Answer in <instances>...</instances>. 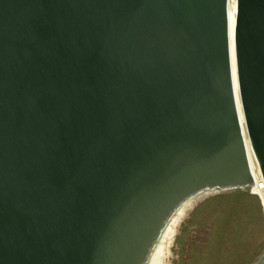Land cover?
I'll return each instance as SVG.
<instances>
[{"label":"water","instance_id":"obj_1","mask_svg":"<svg viewBox=\"0 0 264 264\" xmlns=\"http://www.w3.org/2000/svg\"><path fill=\"white\" fill-rule=\"evenodd\" d=\"M227 8L0 0V264H148L185 203L253 185ZM235 49L264 181V0Z\"/></svg>","mask_w":264,"mask_h":264},{"label":"rangeland","instance_id":"obj_2","mask_svg":"<svg viewBox=\"0 0 264 264\" xmlns=\"http://www.w3.org/2000/svg\"><path fill=\"white\" fill-rule=\"evenodd\" d=\"M264 252V194L207 190L170 219L148 264H255Z\"/></svg>","mask_w":264,"mask_h":264},{"label":"bare ground","instance_id":"obj_3","mask_svg":"<svg viewBox=\"0 0 264 264\" xmlns=\"http://www.w3.org/2000/svg\"><path fill=\"white\" fill-rule=\"evenodd\" d=\"M227 10H228V24H229V38H230V60H231L232 77H233V82H234V91H235V97H236V102H237V107H238V114H239L240 122L242 125L243 135H244L248 158L250 162V169L254 176V183L250 187L264 194V181H263V177L261 174L259 163L256 159V156L254 154V151L250 143V139H249V135H248L247 127H246V122H245V117H244V111H243L242 102H241L239 83H238L236 49H235L237 0H228Z\"/></svg>","mask_w":264,"mask_h":264}]
</instances>
